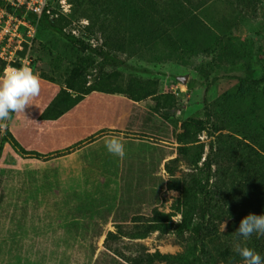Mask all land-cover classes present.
Returning <instances> with one entry per match:
<instances>
[{
  "label": "rangeland",
  "instance_id": "rangeland-1",
  "mask_svg": "<svg viewBox=\"0 0 264 264\" xmlns=\"http://www.w3.org/2000/svg\"><path fill=\"white\" fill-rule=\"evenodd\" d=\"M156 1L161 15L155 12L149 26L147 16L133 20L129 12L118 13L114 0H75L72 12L57 24L88 22L102 45L87 51L39 25L30 69L40 78V92L25 112L0 122V143L11 138L10 129L24 142L23 127L35 128L37 115L74 77L81 90L172 94L177 134L186 120H204L207 102L210 130L195 144L201 161L171 164L172 173L165 170L162 179L94 193L90 222L11 229L0 222V264H193V233L177 226L183 188L198 193L192 181L203 177L211 145L209 223L216 236L228 240L233 225L238 229L246 217L241 197L264 200V0ZM3 71L0 64V76ZM225 196L236 202H226Z\"/></svg>",
  "mask_w": 264,
  "mask_h": 264
},
{
  "label": "crops",
  "instance_id": "crops-1",
  "mask_svg": "<svg viewBox=\"0 0 264 264\" xmlns=\"http://www.w3.org/2000/svg\"><path fill=\"white\" fill-rule=\"evenodd\" d=\"M150 98L91 92L57 120L23 127L21 156L6 143L0 158V222L6 229L34 224L90 222L92 195L126 182L162 179L178 155L171 124L151 110ZM47 107V106H46ZM44 108L37 116L39 117ZM116 137L123 159L108 153L105 139ZM21 142V141H20Z\"/></svg>",
  "mask_w": 264,
  "mask_h": 264
},
{
  "label": "trees",
  "instance_id": "trees-1",
  "mask_svg": "<svg viewBox=\"0 0 264 264\" xmlns=\"http://www.w3.org/2000/svg\"><path fill=\"white\" fill-rule=\"evenodd\" d=\"M75 0H73L74 6ZM112 5L118 11V13H130V18L136 20L138 15L147 16L146 19L151 24V17L155 12L158 11L159 15L161 12L156 9L157 1L156 0H114ZM65 16L60 15L58 18H50L48 15H43L39 22V25L46 26L53 32H56L61 37L66 39L69 43L74 46L80 47L82 50L87 51L90 49V46L84 42L67 35L63 32V28L66 24H57ZM162 20H165L164 18ZM166 21V20H165ZM146 27L145 23L143 24ZM38 34V32H37ZM93 50V49H92ZM96 51V50H93ZM104 59V54H99ZM111 62L112 60H105ZM2 68L4 64L0 62ZM244 81V80H243ZM82 86L80 83L74 79L70 78L66 82V89H62L54 100L46 107V109L39 116L40 120H57L67 111L79 104L85 95L90 94L91 92L97 91L96 89L91 90H81ZM143 90V89H142ZM77 93V96H73L71 93ZM98 92V91H97ZM110 94H123L122 92L117 91H103ZM144 94H128L130 99L135 102H140L147 98H155V105L151 107V110L159 115L163 120L168 122L173 127V133L179 147L177 149L178 155L175 159L169 161L165 165V170L168 173H172L171 164L177 165L180 162L186 161L187 163H192L198 165L201 161L202 155L199 156V146L195 145L198 142V135L202 132L209 133V123H210V109L209 105L206 102L205 106V118L201 119H188L182 125V132L177 134L175 131L173 118L174 111L172 103L175 100L172 94H157L156 92H149L144 90ZM160 97V98H157ZM9 143L13 149L21 156H34L40 157L39 154L35 152L26 151L13 136L10 139L4 138L0 143V158L3 151V146L5 143ZM212 145L210 151L206 156V159L203 163L204 173L203 177L198 175L194 176L192 181V186L198 189V193L192 192V189L189 186L183 188L184 200L182 202V223L177 226L181 231L190 230L193 233L192 244L194 249L193 255V264H219V263H237L243 262L242 258L235 252V246L239 244L240 246L249 247L259 253L264 257V235L257 236L253 234L247 240H244L242 237H239L236 231V223L231 229V234L229 235L228 240H222L220 237L216 236L217 229L215 230L213 226L209 223L210 216L212 214V197H211V183L213 176V158H212ZM263 196H255L250 198L241 197L240 203L244 207L246 214H264V200ZM225 201H231V203L236 202L235 197L225 196ZM236 211L235 207L232 205L230 212L234 214ZM237 221V220H236ZM166 259L174 257L166 256ZM178 260V259H177ZM134 264V263H133ZM139 264V263H135ZM141 264V262H140ZM148 264V263H147Z\"/></svg>",
  "mask_w": 264,
  "mask_h": 264
},
{
  "label": "built area",
  "instance_id": "built-area-1",
  "mask_svg": "<svg viewBox=\"0 0 264 264\" xmlns=\"http://www.w3.org/2000/svg\"><path fill=\"white\" fill-rule=\"evenodd\" d=\"M73 0H0V62L4 71L13 68H31L30 58L43 15L50 18L67 16L72 12ZM88 22L64 27L63 32L92 48L102 45L88 29Z\"/></svg>",
  "mask_w": 264,
  "mask_h": 264
},
{
  "label": "clouds",
  "instance_id": "clouds-1",
  "mask_svg": "<svg viewBox=\"0 0 264 264\" xmlns=\"http://www.w3.org/2000/svg\"><path fill=\"white\" fill-rule=\"evenodd\" d=\"M40 78L28 67L13 68L0 76V122L7 121L11 113L25 112L29 101L39 95ZM4 131L0 126V134ZM108 153L123 159L126 155L123 142L116 138L104 141ZM235 233L244 240L253 234L264 235V214H249L244 217ZM235 252L243 264H264V257L249 247L235 246Z\"/></svg>",
  "mask_w": 264,
  "mask_h": 264
},
{
  "label": "water",
  "instance_id": "water-1",
  "mask_svg": "<svg viewBox=\"0 0 264 264\" xmlns=\"http://www.w3.org/2000/svg\"><path fill=\"white\" fill-rule=\"evenodd\" d=\"M182 82L185 84L187 82V78H182Z\"/></svg>",
  "mask_w": 264,
  "mask_h": 264
}]
</instances>
